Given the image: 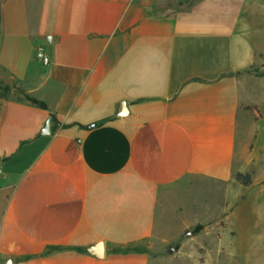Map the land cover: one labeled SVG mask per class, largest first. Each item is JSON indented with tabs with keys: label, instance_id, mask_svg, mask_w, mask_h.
<instances>
[{
	"label": "crops",
	"instance_id": "obj_1",
	"mask_svg": "<svg viewBox=\"0 0 264 264\" xmlns=\"http://www.w3.org/2000/svg\"><path fill=\"white\" fill-rule=\"evenodd\" d=\"M13 82L0 264H209L173 244L194 223L172 238L168 205L189 180L244 187L236 174L254 183L264 166V0H4L0 83ZM99 242L103 257L88 252Z\"/></svg>",
	"mask_w": 264,
	"mask_h": 264
},
{
	"label": "rangeland",
	"instance_id": "obj_2",
	"mask_svg": "<svg viewBox=\"0 0 264 264\" xmlns=\"http://www.w3.org/2000/svg\"><path fill=\"white\" fill-rule=\"evenodd\" d=\"M12 89L14 96L21 93L14 82L0 83V96L11 95ZM168 209L165 225L172 238H177L185 222L194 223L174 245L195 243L209 264H264V166L256 171L254 183L244 187L189 180L178 188ZM199 225L202 228L193 234ZM163 256L153 264H180L176 255Z\"/></svg>",
	"mask_w": 264,
	"mask_h": 264
},
{
	"label": "water",
	"instance_id": "obj_3",
	"mask_svg": "<svg viewBox=\"0 0 264 264\" xmlns=\"http://www.w3.org/2000/svg\"><path fill=\"white\" fill-rule=\"evenodd\" d=\"M121 109H120V113L118 114V116H123V114H126V110H125V104L123 103L121 105ZM94 127V124H90L87 125V128H92ZM50 133V126H49V119L45 121L44 126L41 130V134L43 135H48ZM191 231L187 232V235H190ZM88 252L97 256V257H103L104 255V246L102 242L96 243L95 245H92L89 249ZM175 252V248L173 246L170 247L169 249V253H174ZM9 263L11 264V260H9ZM8 263V264H9Z\"/></svg>",
	"mask_w": 264,
	"mask_h": 264
},
{
	"label": "trees",
	"instance_id": "obj_4",
	"mask_svg": "<svg viewBox=\"0 0 264 264\" xmlns=\"http://www.w3.org/2000/svg\"><path fill=\"white\" fill-rule=\"evenodd\" d=\"M25 98H26L27 100H29L31 103H33V104L39 106L40 108H42V109H47V105H46L44 102L39 101V100H37V99H35V98H33V97H30V96H28V95H25ZM53 120H56V119L53 117ZM105 120H106V119H105ZM105 120H102V121H100L99 123H103ZM236 179H237L241 184H243L244 186H249V185L252 184V174H251V173H245V174H243V173H240V172H239V173L236 174ZM200 228H202L201 225H199V226L195 229V231H193V234H195V233L197 232V230H199ZM175 249L177 250L178 247L176 246Z\"/></svg>",
	"mask_w": 264,
	"mask_h": 264
},
{
	"label": "built area",
	"instance_id": "obj_5",
	"mask_svg": "<svg viewBox=\"0 0 264 264\" xmlns=\"http://www.w3.org/2000/svg\"><path fill=\"white\" fill-rule=\"evenodd\" d=\"M37 57L45 64L48 65L50 63V57L45 52V49L43 46H40L37 50Z\"/></svg>",
	"mask_w": 264,
	"mask_h": 264
}]
</instances>
